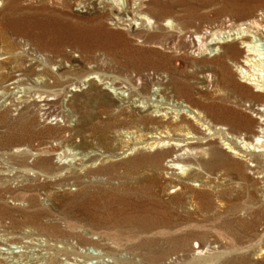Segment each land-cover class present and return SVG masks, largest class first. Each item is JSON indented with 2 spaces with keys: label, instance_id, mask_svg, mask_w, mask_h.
Here are the masks:
<instances>
[{
  "label": "rangeland",
  "instance_id": "1",
  "mask_svg": "<svg viewBox=\"0 0 264 264\" xmlns=\"http://www.w3.org/2000/svg\"><path fill=\"white\" fill-rule=\"evenodd\" d=\"M22 1L0 0V264H264V152L231 153L239 165L223 179L193 170L205 172L187 147L179 151L182 168H170L168 146H150L151 133L138 124L147 105L128 98L135 85L163 88L170 76L147 62L169 56L178 89L193 99L177 89L174 97L160 95L164 118L182 115L176 102H233L257 120L249 108L264 102V93L245 82L264 83V38L253 40L254 61L242 72L226 60L232 88L205 75L215 55L203 52L196 36L248 18L264 24V0H104L92 7L88 0H46L59 23L86 37L107 30L85 47L55 45L41 11L10 10ZM123 7L141 9L149 22L118 19L114 12ZM15 57L30 69L26 75ZM57 63L68 82L56 85L55 95L42 92V82L54 83L36 72H55ZM209 137L225 147L217 134L201 142ZM239 141L233 136L242 152ZM40 158L51 167H39ZM215 165H208L212 175L222 173ZM125 214L150 217L154 233L123 227L108 237L119 245L108 239L112 249L103 248V231Z\"/></svg>",
  "mask_w": 264,
  "mask_h": 264
},
{
  "label": "bare ground",
  "instance_id": "2",
  "mask_svg": "<svg viewBox=\"0 0 264 264\" xmlns=\"http://www.w3.org/2000/svg\"><path fill=\"white\" fill-rule=\"evenodd\" d=\"M232 1L233 3L238 4H248L254 0ZM103 2L105 1L88 0V3H90L88 4V6L92 7V5H97ZM75 5H82L84 7L87 6L86 4H82L81 2H77ZM12 9H33L36 11H41L42 13L39 20L40 22H43L40 24L47 27L53 26V31L55 33V36L57 37V42H54V44L57 46L65 44L67 41H72L74 44L85 47L86 45H88V42L92 37H95L99 34L108 33L107 30L99 27L96 29H91V34L86 37L85 30L80 32L79 29L75 30L76 28L74 27L59 23L58 19L56 17H53L54 14H52L51 11V9H53V6H51L50 3H47L46 0H35V2H29L28 0H25L22 1V3H13V6L10 10ZM140 10L141 9L132 10L131 8L123 7L118 9V11L116 10V12L114 13L115 15H118V19H123L127 17V15L131 14L133 16L131 17V19L134 22L135 19L149 22L150 19L145 13H141L142 11L137 12ZM167 22L168 19H165L163 23L166 24ZM206 32H203L201 33V35L196 36V38L198 39V47L203 52H213L212 54L215 56L207 61L204 73L206 76L212 74V76H214L215 78V84L222 82L224 84H229L233 88V78L231 77L230 70L225 62L226 60L232 61L235 66L240 69V72H242L243 66L252 65V62L254 61L253 55H255V51L253 50L254 46H252V43L257 36L264 38V24H260L254 18H248L243 21L229 22V24H227V26L224 28L223 32H217L216 30L208 31V34ZM109 36H111L110 32ZM154 38L155 34H148L147 36L148 40H153ZM136 51L139 52V50H135V53H137ZM158 57L159 62L156 60L157 62L148 61L147 63L149 65L156 64L157 66L162 67L165 73L170 76L165 84L154 83L160 85L163 84V88L159 87L158 89H152L153 87H151L147 90L142 84L135 85L130 88L128 98L131 100V102H144L147 105V107L144 109V112L139 116L138 124L142 125V127L146 131H148L147 133H151L149 137L152 138L153 141L148 142L150 146H168L166 152H172L168 157L170 158V160L167 161L170 164H166L168 167L182 168L183 165L179 163V159L181 158V152L179 151L185 150L187 147L190 150H195V152H193L195 153V155L191 156V159L193 161L196 160L197 162L195 163L199 166V168H203L205 172H202L201 169L198 170L196 168L193 170L199 173H203L204 177L206 178L216 179L221 177V179H223L225 177H223L222 175H225L227 172L233 174V165H235L236 167H238L239 165V162H233L231 153L243 156V152H249V154L254 152H264V102H254L249 108L253 112H255L257 120H254L253 118H251V116L247 115L245 112L239 110L238 108H233V102H188V105H183L181 102H176L179 105V110H182V115H179L177 119H172L171 116H167V118H164L162 116L163 113H158L160 112V110H163V108H165L156 103L159 101L156 99L160 95L168 96L169 98L174 97V90L177 89V91L180 90V92L184 96L188 97L189 99H193V96L189 91L181 90L182 88L178 89L179 82H177L172 77L175 73H178V70L170 64L172 58L163 55H158ZM239 57H242V60L239 61ZM179 58H181L182 60L185 59L184 56L177 57L176 59L178 60ZM12 61L16 63V69L22 72L21 75H26L30 70L29 68H25L21 65V61L18 57L13 58ZM62 72L64 71L61 63H57L55 72H51L48 69H43L39 72H36V74H38L40 77L48 76L53 80L52 82L54 83L49 84L48 82H42L41 86L45 89L41 91L47 93L49 92V94L51 93L55 95L57 91L54 87L56 85H64L68 82L65 78L67 75L61 74ZM244 72L246 71L244 70ZM92 78L93 76L89 77L88 75L86 76V78L82 79V81H88ZM207 79L208 77L204 78L203 82L207 81ZM17 80L20 79L17 78ZM245 83L249 85L255 84V91L264 93V83H253L247 80ZM154 84L151 83V85ZM168 89L170 90L168 91ZM69 90L75 91L77 89L70 87ZM153 95H155L154 98ZM153 112H155V115H152ZM166 113L167 112H164V116ZM156 119L159 120L157 125L151 124L155 122ZM215 134L218 135V138H220V140H223V142H225L223 143L225 144V147L217 148L213 146L215 142L211 141L213 140V138L211 137H209V139H206L204 141V144L201 142V138H205L206 135ZM233 136L239 137V143L242 144L240 146L243 150L242 152H240L241 150H236L233 147ZM206 145L208 148L204 147ZM212 156L215 159L214 162L212 160ZM205 157H207V159ZM37 161L38 164H40L39 167L41 168L45 169L50 166V160L48 158H40ZM211 162L217 163V165L215 166H217V169L223 170L222 173H220V171L219 173L217 172L215 175H212V172L208 167ZM190 163L192 162L190 161ZM229 179L230 178H228V180ZM189 180H192L191 176L189 177ZM201 194L205 197V199L209 197V192L207 191ZM138 217V215L134 216L125 214L123 216V223L120 224H118L114 220L115 222L113 224L111 223L109 227L105 228L107 232L103 231L102 237L104 238V241H101L100 245L105 249L111 248V245L107 246L108 243L106 241H108V239L111 240V237L114 238L112 234L114 235V232H116L117 230L119 232V230H122L123 227L125 228V230H132L134 232H138V230H141L142 232L147 233L148 236H151L154 232L150 224V217H147L148 220H144L142 217ZM108 237H110L111 239ZM113 242L114 243L112 244H118L117 240ZM194 246L198 247L196 242L194 243ZM200 252H202V249L198 250V253ZM98 257L99 255L97 254L96 258Z\"/></svg>",
  "mask_w": 264,
  "mask_h": 264
}]
</instances>
